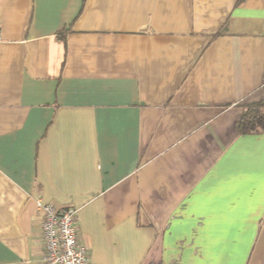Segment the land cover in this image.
<instances>
[{"label":"crops","instance_id":"0c3cea01","mask_svg":"<svg viewBox=\"0 0 264 264\" xmlns=\"http://www.w3.org/2000/svg\"><path fill=\"white\" fill-rule=\"evenodd\" d=\"M0 264L38 202L91 264H264V0H0Z\"/></svg>","mask_w":264,"mask_h":264},{"label":"built area","instance_id":"2783aa9c","mask_svg":"<svg viewBox=\"0 0 264 264\" xmlns=\"http://www.w3.org/2000/svg\"><path fill=\"white\" fill-rule=\"evenodd\" d=\"M38 210L42 213V264H91L90 246L79 240L77 208L38 202Z\"/></svg>","mask_w":264,"mask_h":264},{"label":"trees","instance_id":"16d2710c","mask_svg":"<svg viewBox=\"0 0 264 264\" xmlns=\"http://www.w3.org/2000/svg\"><path fill=\"white\" fill-rule=\"evenodd\" d=\"M236 126L239 134L264 133V99L247 104Z\"/></svg>","mask_w":264,"mask_h":264}]
</instances>
